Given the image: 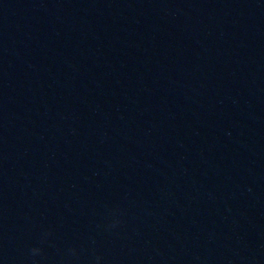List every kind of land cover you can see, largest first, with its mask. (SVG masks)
<instances>
[{"label": "water", "instance_id": "95a60500", "mask_svg": "<svg viewBox=\"0 0 264 264\" xmlns=\"http://www.w3.org/2000/svg\"><path fill=\"white\" fill-rule=\"evenodd\" d=\"M0 264H264V0H0Z\"/></svg>", "mask_w": 264, "mask_h": 264}, {"label": "clouds", "instance_id": "9594fccd", "mask_svg": "<svg viewBox=\"0 0 264 264\" xmlns=\"http://www.w3.org/2000/svg\"><path fill=\"white\" fill-rule=\"evenodd\" d=\"M33 251H34V252H38V251H39V249H34Z\"/></svg>", "mask_w": 264, "mask_h": 264}]
</instances>
